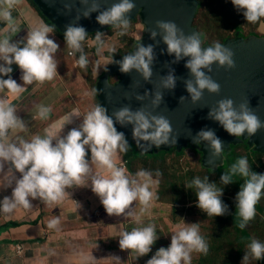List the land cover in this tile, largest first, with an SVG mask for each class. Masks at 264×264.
<instances>
[{
    "label": "clouds",
    "instance_id": "clouds-1",
    "mask_svg": "<svg viewBox=\"0 0 264 264\" xmlns=\"http://www.w3.org/2000/svg\"><path fill=\"white\" fill-rule=\"evenodd\" d=\"M20 3L21 0H0V22L6 23L8 30L12 32L17 31L12 11ZM231 3L243 13L247 23L255 24L264 20V0H231ZM80 4L84 10L81 12L77 9L74 21L65 26L64 32L65 46L70 50L69 55L78 57L76 54L79 53L77 64L80 68H90L93 61L88 59V55L94 56L96 46L97 53L110 52L109 64H118L121 73L130 74L135 70L143 81L152 83L153 65L157 58L155 48L162 42L166 45L167 54L175 57L171 64L187 58L185 67L189 70V78L183 79L182 82L191 103L196 105L203 100L205 91L210 95L220 93V84L209 75L213 71V65L226 71L236 67L235 53L231 48L220 42L205 47L202 33L193 32L186 35L183 29L170 20H157L153 29H147L155 43L147 46L142 44L141 30L134 39L136 42L140 38L135 50L127 55L123 54L122 60L114 61L113 54L116 53V48L113 46L106 50L104 37L106 34L109 36L115 34L108 33L112 28L114 31L117 30L121 37L127 35L132 24L130 14L136 8L134 0H118L103 9L101 0H80ZM73 7L72 3H65V13H71ZM93 12L98 13L96 16L98 24L111 28L87 34L86 29L78 25V21L81 16L90 17ZM133 22L140 24L138 17ZM55 30L54 24L49 25L40 21L27 32V36L21 42H12L9 36L0 34V92L7 91L19 95L26 91L25 86L52 81L58 75V62L55 56L59 44L49 38ZM127 36L132 38L129 34ZM157 37L160 39L157 40ZM88 41L91 42L90 46H86ZM88 49L90 51H86ZM12 65L20 69L22 73L20 79L24 86L11 78ZM165 67L168 68L167 75L160 76L159 84L154 86L151 93L145 91L143 95L138 93L134 95L137 101L142 102L140 108L133 110L130 105H125L109 115L106 107L96 103L83 115L79 126L72 128L62 137L53 136L46 130L44 136L34 135L30 140L19 138L17 141H11L10 131H24L27 126L17 116L14 107L0 98V172H4L7 164L10 166L8 171L14 176L15 173L20 174L19 179L15 178L11 196H5L0 201V212L10 214L18 207L30 209L32 205L29 198L32 200L39 198L45 203L59 202L65 196H69L66 189L80 187L85 177L90 176L91 191L99 197L107 215L120 216L138 201L141 205L140 214L128 211L127 215L140 223V216L148 210L152 201L158 198L153 189L159 181L154 179L153 173L148 170L140 169L132 174L125 168L124 161L121 162V166L116 163L119 154L127 153L130 145L125 134L117 131L114 125L117 123L121 127L131 125L132 138L144 151H149L152 147L174 146L177 143L178 137L173 135L169 119L162 114H153L163 103L164 91L174 90L177 84L178 77L174 69L170 64H165ZM5 76L8 78L4 79ZM85 95L95 97L98 90L93 88L85 92ZM126 98L133 97L126 94ZM185 98L180 97V103ZM145 100L149 101L148 105L143 104ZM51 110L50 106L40 105L37 114L39 118L46 119ZM74 118H80V113L76 109L62 117L61 128L71 124ZM207 118L218 122L225 132L238 139L245 134L251 139L264 130V121L249 106L248 100H242L239 104L231 98L218 100L209 108ZM190 136L194 144L207 145L211 157L210 164L223 156L224 141L214 130L201 129L195 136H192L190 131ZM89 150L90 162L86 159ZM93 165L103 172L92 174ZM160 175L157 170L155 176ZM236 176L243 181L235 197L236 213L240 218L238 226L243 230L255 218L256 205L264 197V174L252 171L248 158L240 157L231 164L227 172H223L220 185L234 183L233 178ZM185 187L195 189L196 207L206 213L207 217L228 214V206L221 199L223 187H219L215 182H209L208 176L203 178L196 176ZM78 206L81 207L80 204ZM180 220L181 223L176 225L171 235L170 245L167 248H159L146 264H192L193 252L205 255L208 253V243L200 234V223L188 224L183 219ZM59 224V218L54 217L48 222L47 227L55 229ZM158 239L155 226L149 224L121 232L118 241L121 251L130 250L139 258L146 256ZM113 259L120 261L118 257ZM250 259L264 260V242L253 238L248 243L241 264H248Z\"/></svg>",
    "mask_w": 264,
    "mask_h": 264
},
{
    "label": "crops",
    "instance_id": "crops-1",
    "mask_svg": "<svg viewBox=\"0 0 264 264\" xmlns=\"http://www.w3.org/2000/svg\"><path fill=\"white\" fill-rule=\"evenodd\" d=\"M12 15L17 31L8 30L6 23L0 22V34L9 36L12 42L23 41L27 32L40 21L49 24L30 0H21L13 9ZM49 38L59 44L55 56L58 62V75L52 81L25 86L26 91L19 95L7 91L0 92V98L14 107L17 116L27 126L24 131H10L11 141H17L19 138L30 140L34 135L44 136L46 130L56 137L65 136L72 128L79 126L83 115L97 103L96 97H93V104L92 97L86 96L85 92L95 87L98 74L107 66L103 67L104 69L96 68V72L90 68L87 72V67L78 66V57L69 55L70 50L65 46V41L59 33L54 31ZM104 39L106 45L108 43L106 50L108 47L116 46V38L110 39L106 36ZM103 55L101 53V56ZM90 58L92 56L88 55V59ZM12 69L11 78L24 86L18 66L12 65ZM90 73L96 78L93 88L88 81ZM40 105L50 106L52 109L46 119L39 118L37 114ZM73 109L79 111L80 118H74L71 124L61 128L62 117L70 114ZM86 159L91 161L90 150ZM121 162L123 161L119 154L116 163L121 166ZM9 167L6 164L4 172H0V201L5 196H11L15 178H20L19 173H15L14 176L9 172ZM126 169L130 173L129 169ZM102 172V169L92 166V174ZM90 182L91 177L88 176L80 187L66 189L69 196H65L59 202L45 203L39 198L35 200L29 198L32 205L30 209L18 207L10 214L0 213V264H125L129 259L132 261L136 253H131L130 250L121 251L118 241L120 233L149 224L155 226L159 236L152 248L166 247L158 242L160 236H163L160 235L161 231L168 228L166 221H162L164 224L162 227L159 217L160 214L166 215L167 206L157 203L154 199L148 210L140 216V223L127 215L128 211L140 214L141 205L138 201L126 209L124 214L109 216L99 197L91 191ZM153 190L157 191V185ZM76 202L81 205L80 208ZM54 217L59 218L60 224L55 229H49L48 222ZM18 245L23 249L22 254L17 252ZM113 257H118L120 261Z\"/></svg>",
    "mask_w": 264,
    "mask_h": 264
},
{
    "label": "water",
    "instance_id": "water-1",
    "mask_svg": "<svg viewBox=\"0 0 264 264\" xmlns=\"http://www.w3.org/2000/svg\"><path fill=\"white\" fill-rule=\"evenodd\" d=\"M41 14L47 21L56 26V29L64 35L65 26L74 21L77 15V9L81 12L84 10L80 0H32ZM118 0H101V7L107 8ZM136 8L130 14L133 22L136 17L139 18L142 26L141 43L145 46L155 43L147 31L154 28L157 20L174 21L185 34L197 32L193 25V20L198 10V0H134ZM72 3L74 5L71 13H65L64 4ZM98 13L93 12L90 17H80L78 25L86 29L87 34L102 31L111 28V26H101L96 22ZM160 38L157 37V40ZM140 38L134 43L130 54L135 50ZM222 44L229 47L235 53L234 59L236 67L233 70L217 68L213 65V71L209 73L212 78L220 84L219 95H210L205 91L204 98L198 104L193 105L189 94L182 82L183 79L189 78V70L185 67L187 58L176 64H171L175 58L169 56L166 51V45L162 42L155 48L156 60L153 65L152 83L145 82L133 70L130 74L121 73L116 63L107 65L95 82L98 90L96 97L97 103L106 107L108 114L122 106L130 105L133 110L142 106V102L134 98L136 93L143 95L145 91L152 92L154 86L159 84L160 76L168 73L165 64H170L174 69L177 84L174 90L164 91L163 103L160 108L153 114H162L171 122L173 135L177 136V143L174 146H161L160 148L152 147L149 151H144L132 138L131 125L121 127L118 123L114 126L117 131L123 132L130 146H132L139 156H156L161 153H168L174 150L180 154L183 150H193L200 154L201 167L208 171H220L221 168H228V156L232 153L233 148L239 145H246L249 149L257 154L264 155V130H261L251 139L247 134L241 138L230 136L219 125L218 122L208 119L209 108L214 106L218 100L231 98L237 104L242 100H248L249 106L254 109L262 121H264V36L251 34L249 36L241 35L238 30L234 37H227ZM204 46L211 44L204 43ZM114 59L122 60L123 56ZM114 81V82H112ZM126 94L133 98H126ZM186 97L180 103V97ZM143 104L148 105L149 101L145 100ZM149 110H151L149 108ZM212 129L216 135L224 141V153L221 158H217L214 163L210 164V151L207 145L203 143L196 145L192 142V136H195L201 129ZM190 130V131H189ZM141 143H146L141 141Z\"/></svg>",
    "mask_w": 264,
    "mask_h": 264
},
{
    "label": "rangeland",
    "instance_id": "rangeland-1",
    "mask_svg": "<svg viewBox=\"0 0 264 264\" xmlns=\"http://www.w3.org/2000/svg\"><path fill=\"white\" fill-rule=\"evenodd\" d=\"M212 9L205 7L198 14V19L195 22L198 24V27L205 32L203 42H205V40H209L210 43L207 42V44L211 45L214 42H220V38L223 37L224 34L229 37H234L237 32V29H229L231 28L229 23H227L229 22V19L224 16H218L216 14L217 12ZM235 20L238 21V18L236 17ZM239 21L242 23L244 36H249L251 34L264 36V20H261L256 26L251 23L245 24L244 19H240ZM224 22L225 24H223ZM141 30L142 26L140 24L132 22L127 35L129 34L133 39H135L140 34ZM94 33L96 32H93L92 34ZM105 33L107 32L105 31ZM113 33L115 34L110 36L106 34L105 37L107 36L110 39L116 38L115 48L121 47L122 49V52H119L116 49V53H114L117 54L114 57V59H116L121 57L123 54L130 52L135 42L131 43L128 39L123 41L122 37L117 34V30ZM86 51H90V49ZM106 53L107 52L104 53V56H101V52L97 53V51H95L94 56L90 58V61H93L92 64H90V68L93 69L94 72H96V68H105L109 65L111 58L107 59L105 56ZM101 74L102 72L98 75ZM92 75L95 80V75ZM92 102L94 104L93 97ZM235 150H237L236 154L242 155H245L248 151H250L245 145H239L235 148ZM159 155L160 154L156 156ZM141 166L142 168L145 167L148 170L149 168L155 169L156 171L159 170L161 173V175L157 177L159 181L157 196L159 195V199L166 202V204L163 205L168 207V212L165 216L160 214L159 217L161 219L162 227L164 226L162 221H166L168 228L166 227V230L163 229L161 231L160 235L163 236H160L161 239L158 243L164 244L166 248L170 245L171 235L174 233L176 225L181 223L180 219H183L184 222L188 224L200 223V234L207 241L209 250L206 255L193 252L192 264H241L245 251H247V245L250 241L245 242L243 245L239 242L236 243V238L232 234L233 231H231L232 215L236 209L235 197L240 190L241 182L234 177V183L227 186L220 185L221 173L227 172L229 168L224 167L221 168L220 171L205 170L201 167L200 155L190 149L183 150L178 156L174 150H171L170 152L165 153L164 157L146 162L145 164H141ZM140 168V166L137 167V169ZM196 176L201 178L208 176L209 182H215L219 187H223V196L221 199L224 204L228 206V214L219 217H207L206 213L196 207L197 198L194 192L195 189L191 190L185 187V185ZM173 208H175V212H173ZM259 209H264V197L261 198L259 203L256 205V216L248 223L246 228L252 236V239L255 238L264 242V222L258 219L259 214L261 213ZM172 220H176L177 223L174 224ZM219 228H221L222 231H217ZM164 236L166 238H163ZM159 248L161 247L158 246V249ZM153 251H155L154 247L146 256L139 258H137V254H135L132 261L129 259L125 264H146L147 260L151 259V257L155 254ZM238 251L240 252L239 259L235 257ZM121 258L123 257L121 256ZM262 261L264 262V260ZM248 264L263 263L250 259Z\"/></svg>",
    "mask_w": 264,
    "mask_h": 264
},
{
    "label": "trees",
    "instance_id": "trees-1",
    "mask_svg": "<svg viewBox=\"0 0 264 264\" xmlns=\"http://www.w3.org/2000/svg\"><path fill=\"white\" fill-rule=\"evenodd\" d=\"M30 1L33 3L32 0H30ZM198 1H199V6H198V10L196 12V15L194 17V20H193V25L197 28V31L198 32H200V33L203 34V38H204L205 32L200 27H198V24L195 23V22L198 19V14L205 7L208 8V9L209 8H211V9L213 8L212 10L215 11V12H217L216 14L218 16L219 15H220V17L221 16H224L227 19H229V22H227V23H229V25L231 27L229 29H234V30L237 29V31L240 30L241 31V35H243V26H242L241 21H239V20L240 19H244L245 24H247V21L244 18L243 13L241 11H238L233 6V4L231 3V0H198ZM35 7H36V5H35ZM236 17L238 18V21L235 20ZM49 24L52 25L50 22H49ZM223 24H225V22ZM258 24H259V22L255 23V24H252V25H255L256 26ZM55 31L57 33H59V35L64 39V35L63 34H61L57 29ZM113 32H114V29L113 28L110 29V30H108V33L109 34H113ZM227 37H229V36H227L226 34H224V36L220 38V43H222L223 40L225 38H227ZM120 39H121V37H120ZM125 39H128V40L131 41V43H134V39L131 38V37H129V36H127V35L122 36V40L124 41ZM207 42L210 43L209 40H205V42H203V43H207ZM94 50L96 51V46H95V49ZM118 51L119 52H122L121 47H119ZM119 52H118V54H119ZM76 55L79 58V53H77ZM115 55H117V54H113V58L115 57ZM105 56L107 57V59L108 58H111L110 52H107L105 54ZM86 70H87V72H89L90 71V68L88 67V68H86ZM88 81H89V83H91L92 88H93L94 79H93L92 73L89 74ZM246 148L248 150H250L247 146H246ZM236 151L237 150H235V148H234L233 149V152L228 156V160H229L228 168H230L231 164H233L238 158H240V157H247L248 158V161H249V165L252 168V171H254V172L258 173V174H264V163H263L264 155L257 154L255 152H253V150L248 151L247 154H245V155L236 154ZM164 154L165 153H161L159 156H151V157H149V156H139L138 154H136L134 148L132 146H130L128 152L127 153H122V154H120V156H121L122 161H124L126 163V168L129 169L130 173L135 174L140 169L148 170L145 167L142 168L141 164H145L146 162H150L152 160H156V159L162 158V157H164ZM176 155L178 156L180 154H177L176 153ZM138 166H140L141 168L140 169H137ZM148 171H150V172L153 173V178L154 179H157V177L155 176V173H156V170L155 169H150L149 168ZM221 174H223V173H221ZM235 178L237 180H239L241 182V184L243 183L242 179L239 176H236ZM157 187H158V185H157ZM157 191H158V188H157ZM157 191H156V193H157ZM157 197L158 198L155 199V201L157 203L166 204V202H164V201H162V200L159 199V195ZM172 210H173V212H175V208H173ZM259 211L261 213L259 214L258 219H260L261 221L264 222V216H263L264 209H262V210L259 209ZM172 221H173L174 224L177 223L176 220H172ZM239 223H240V218H239L238 214L236 213V209H235V212L232 215V228H231V231H233L232 234L236 238V243L239 242L241 245H243L245 242L251 241L252 240V236L250 235V233L247 230V228L241 230L239 228V226H238ZM217 231H222V230H221V228H219V230L217 229ZM231 231H230V233H231ZM210 238H211V236H210ZM157 250H158V247H155V251H153V252H156ZM239 255H240V252L238 251L237 254L235 255V257L239 259ZM260 262L264 264V262L262 260Z\"/></svg>",
    "mask_w": 264,
    "mask_h": 264
},
{
    "label": "built area",
    "instance_id": "built-area-1",
    "mask_svg": "<svg viewBox=\"0 0 264 264\" xmlns=\"http://www.w3.org/2000/svg\"><path fill=\"white\" fill-rule=\"evenodd\" d=\"M90 44H91V42L88 41V42L86 43V46H90ZM122 166L124 167L123 164H122ZM0 213H2V212H0ZM17 252H18V254H22V252H23V249H22V247H21L20 245L17 246Z\"/></svg>",
    "mask_w": 264,
    "mask_h": 264
}]
</instances>
